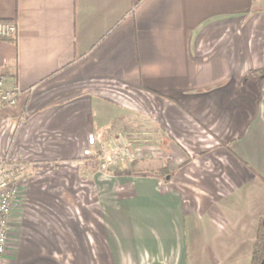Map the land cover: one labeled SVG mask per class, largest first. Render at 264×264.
I'll return each mask as SVG.
<instances>
[{"label": "crops", "instance_id": "0c3cea01", "mask_svg": "<svg viewBox=\"0 0 264 264\" xmlns=\"http://www.w3.org/2000/svg\"><path fill=\"white\" fill-rule=\"evenodd\" d=\"M0 21L17 24L0 40V75L21 92L0 103V157L24 184L35 165L75 173L89 136L114 126L146 119L168 136V176L96 194L103 262L251 261L264 209V0H0ZM28 195L52 230L56 197Z\"/></svg>", "mask_w": 264, "mask_h": 264}, {"label": "rangeland", "instance_id": "374dc122", "mask_svg": "<svg viewBox=\"0 0 264 264\" xmlns=\"http://www.w3.org/2000/svg\"><path fill=\"white\" fill-rule=\"evenodd\" d=\"M93 136L97 145L92 148L88 145L91 156H85L81 165H76L75 173L56 166L32 167L34 174L24 184V203L12 215L14 226L10 229L5 264H106L102 261L103 247L95 227L96 194L110 191L112 185L121 181L128 182L126 179L147 176L163 179L169 174L165 167L168 136L155 129L152 122L137 119ZM103 148L106 152L102 154ZM107 159L116 163H108ZM100 176L107 180L100 181ZM29 186L34 190L43 187L47 194L56 197L47 199L56 209L54 216L47 212L53 223L43 226L52 227L50 231L36 222L41 205L37 198L28 195ZM263 217L264 209H260L257 229L252 234L255 240L262 230ZM26 251L30 254L22 256Z\"/></svg>", "mask_w": 264, "mask_h": 264}, {"label": "built area", "instance_id": "2783aa9c", "mask_svg": "<svg viewBox=\"0 0 264 264\" xmlns=\"http://www.w3.org/2000/svg\"><path fill=\"white\" fill-rule=\"evenodd\" d=\"M16 35L15 22L0 21V40H11ZM20 96V90L14 85L7 84V78L0 75V103L5 107H13ZM88 143L90 148L96 146L97 138L93 135L89 136ZM104 152H106L105 148L102 149V154ZM91 153L92 151L87 150L85 155L91 156ZM108 159V163H116V160ZM19 171V168L5 157H0V264L6 262L9 252L10 220L14 210L19 207L24 192V180Z\"/></svg>", "mask_w": 264, "mask_h": 264}, {"label": "trees", "instance_id": "16d2710c", "mask_svg": "<svg viewBox=\"0 0 264 264\" xmlns=\"http://www.w3.org/2000/svg\"><path fill=\"white\" fill-rule=\"evenodd\" d=\"M162 171H164V169ZM164 174L167 175V173H164ZM261 229H262V223H261ZM263 257H264V231L262 229L258 233L257 238L252 248V257H251L252 264H259L261 260L263 259Z\"/></svg>", "mask_w": 264, "mask_h": 264}, {"label": "water", "instance_id": "95a60500", "mask_svg": "<svg viewBox=\"0 0 264 264\" xmlns=\"http://www.w3.org/2000/svg\"><path fill=\"white\" fill-rule=\"evenodd\" d=\"M167 180H168V178H167ZM262 229L264 231V218L262 220ZM259 264H264V257H263V259L261 260V262Z\"/></svg>", "mask_w": 264, "mask_h": 264}]
</instances>
